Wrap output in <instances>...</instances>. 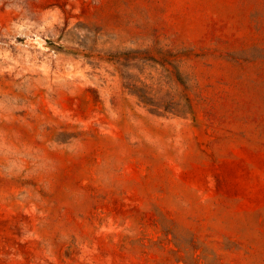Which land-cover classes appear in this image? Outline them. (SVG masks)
Listing matches in <instances>:
<instances>
[{"label": "rangeland", "instance_id": "1", "mask_svg": "<svg viewBox=\"0 0 264 264\" xmlns=\"http://www.w3.org/2000/svg\"><path fill=\"white\" fill-rule=\"evenodd\" d=\"M0 264H264V0H0Z\"/></svg>", "mask_w": 264, "mask_h": 264}]
</instances>
